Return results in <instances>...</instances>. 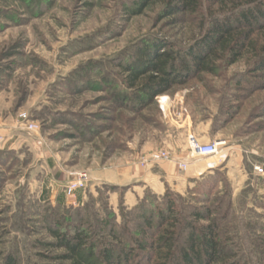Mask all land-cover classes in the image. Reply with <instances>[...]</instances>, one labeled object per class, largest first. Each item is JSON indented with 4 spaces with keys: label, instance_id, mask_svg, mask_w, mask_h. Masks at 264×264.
Here are the masks:
<instances>
[{
    "label": "rangeland",
    "instance_id": "obj_1",
    "mask_svg": "<svg viewBox=\"0 0 264 264\" xmlns=\"http://www.w3.org/2000/svg\"><path fill=\"white\" fill-rule=\"evenodd\" d=\"M138 1L0 0V124L20 125L25 114L38 125L32 135L41 144L30 148V156L23 154L24 165L18 160L0 170V263L11 254L17 264H43L41 256L54 254L42 244L53 241L46 219L74 215L78 203L53 181L65 185L75 174L87 176L81 192L85 206L101 220L107 219L106 206L118 225L120 201L121 214L133 220L138 203L159 200L167 190L180 198L178 205L186 212L206 197L208 205H215L217 198L221 213L229 207L224 229L232 253L243 255L241 264L263 260L264 175L255 174L253 166L264 169V71L253 72V56L247 53L232 66L200 74L158 96L141 113L121 108L104 83L119 77L118 64H134L144 41L158 39L185 49L201 35L200 16L162 18L164 0L130 14ZM89 80L101 88L87 86ZM87 126L93 133L82 135L78 128ZM163 129L170 142L158 134ZM192 130L221 143L219 156L205 162L219 166L188 179L183 191L167 188L158 195L135 185L142 189L140 199L126 206L131 187L111 184L127 181L117 180L120 165L132 163L144 171L167 165L184 175L189 170L180 171L173 162L141 163L157 152L186 158ZM26 140L23 135L18 142ZM61 194L64 206L58 207L54 197Z\"/></svg>",
    "mask_w": 264,
    "mask_h": 264
},
{
    "label": "trees",
    "instance_id": "obj_2",
    "mask_svg": "<svg viewBox=\"0 0 264 264\" xmlns=\"http://www.w3.org/2000/svg\"><path fill=\"white\" fill-rule=\"evenodd\" d=\"M153 1L139 0L130 14H140ZM164 1L162 18L198 15L201 35L185 49L158 39L144 41L134 64H118L119 77L105 78L104 83L113 99L121 102V108L141 113L158 96L169 94L174 87L200 74L232 66L247 53L253 56V72L264 71V0ZM215 6L219 7L214 9ZM87 86L101 88L90 80ZM70 124L78 126L76 121ZM78 130L82 135L93 133L90 126ZM25 159L13 151L0 150V170L12 168L18 160L24 165ZM109 190L117 189L108 187ZM75 195L78 210L74 215L47 216V233L53 241L42 244L45 252L54 254L41 256L43 264H241L243 259L239 252L232 253L231 241L225 237L224 214L229 207L221 213L223 205L217 198L215 205H208L206 197L201 205L190 206L186 212L178 205L180 198L167 190L159 200L144 198L138 203L133 220L121 214L120 201L118 225L115 214L106 206L107 219L101 220L90 205L85 206ZM63 197L58 195L56 206H64ZM158 201L159 205L154 206ZM260 240L263 260L257 264H264V237ZM16 261L10 254L0 264H17Z\"/></svg>",
    "mask_w": 264,
    "mask_h": 264
},
{
    "label": "crops",
    "instance_id": "obj_3",
    "mask_svg": "<svg viewBox=\"0 0 264 264\" xmlns=\"http://www.w3.org/2000/svg\"><path fill=\"white\" fill-rule=\"evenodd\" d=\"M17 123L11 121L8 125L0 124V150L13 151L18 158L23 159L22 156L25 153L30 156V148H39L41 144L38 143V138L33 137L34 134L32 135V133H27ZM21 134L28 136L29 142L27 140L25 143L18 142V139L23 136ZM158 134L162 136L164 142H167V140L170 142L171 136L167 130L163 129L159 131ZM189 134L193 135L202 144L212 142L210 137L201 135L196 130L189 131L187 135ZM144 150L145 149H143V151ZM183 150H185V148ZM43 152L44 151H42L38 157L41 158L43 156ZM206 160L208 161L209 159L189 162L187 167L189 171L184 175H179L175 170H171V167L167 165L159 166L160 168L158 169L146 171L141 170L132 163L120 165V167L116 170L117 180H119V178H123V180L126 179L127 181H124L125 183L123 184L119 183L120 181H112L111 184L115 186L131 187V189L128 190V197L125 196V204L131 208L140 199V195L142 193V189H139V187L135 185L141 183L143 185V189L149 188L152 192L158 195L162 194L167 188L183 191L186 188V181L188 179L199 177L206 172ZM52 180L54 179L52 178ZM53 183L56 188L64 186L61 181L54 180ZM76 194L79 196V202L83 203L85 197H83L82 193L78 192ZM56 196L54 197L55 200L57 198ZM76 202L78 203V200H76Z\"/></svg>",
    "mask_w": 264,
    "mask_h": 264
},
{
    "label": "built area",
    "instance_id": "obj_4",
    "mask_svg": "<svg viewBox=\"0 0 264 264\" xmlns=\"http://www.w3.org/2000/svg\"><path fill=\"white\" fill-rule=\"evenodd\" d=\"M20 126L27 133H34L39 129L38 125H36L33 121H30L25 114L20 116ZM220 145V142H209L207 144H202L193 135H189L188 155L186 158H176L168 155L165 152H157L148 156L147 159H144L141 165L148 167L151 165H158L160 163L173 162L178 166L180 171H185L189 165V162L191 161L217 158L220 154ZM219 164L215 162L207 163L206 167L209 170H214L219 166ZM253 171L257 175H264V169L262 166H253ZM75 176V180L70 181L63 186L65 194L73 197L77 192H83L87 186L86 174H75Z\"/></svg>",
    "mask_w": 264,
    "mask_h": 264
}]
</instances>
